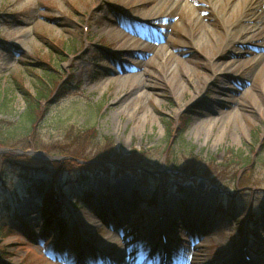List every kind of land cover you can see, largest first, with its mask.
Listing matches in <instances>:
<instances>
[{
	"label": "rangeland",
	"instance_id": "374dc122",
	"mask_svg": "<svg viewBox=\"0 0 264 264\" xmlns=\"http://www.w3.org/2000/svg\"><path fill=\"white\" fill-rule=\"evenodd\" d=\"M212 2L0 0L3 134L16 129L25 109L14 84L35 90L40 75L51 71L55 77L35 134L27 139L31 144L0 147V154L13 152L36 165L71 160L56 177L55 190L65 192V201L73 199L63 211L69 226L63 238L55 226L46 228L41 196L32 181L22 180L23 168L11 164V192L0 184V264H160L162 229L169 241L165 264H245L243 245L254 264H264V59L255 61L264 52V13L262 28L234 68L217 70L218 60L237 48L226 45L224 26L243 21L245 9L239 3L221 18L228 3ZM124 39L128 50L140 54H124ZM148 40L152 46L138 48ZM125 58L142 64L140 76L129 78L133 72L127 71L123 80L114 73ZM188 75L195 82L210 79L192 101ZM181 84L185 91L176 98ZM134 93L141 95L127 99ZM143 112L146 120L138 128ZM205 119L215 121L209 130L200 124ZM222 119L228 120L221 130ZM112 150L138 157L147 182H137L128 169L105 174L98 163L86 182H76L85 174L79 168L84 160ZM190 166L201 175L176 170ZM34 176L46 181L50 175ZM182 177L187 180L179 187ZM151 179L157 183L149 184ZM82 187L94 193L88 204L78 199ZM220 205L225 210L217 209Z\"/></svg>",
	"mask_w": 264,
	"mask_h": 264
},
{
	"label": "trees",
	"instance_id": "16d2710c",
	"mask_svg": "<svg viewBox=\"0 0 264 264\" xmlns=\"http://www.w3.org/2000/svg\"><path fill=\"white\" fill-rule=\"evenodd\" d=\"M49 68L53 70L52 67ZM47 72H49L47 73V77L40 75L39 82L35 90L26 87L21 81H17L14 84L15 87L22 94L23 100L25 102V109L22 112L21 117L17 122L16 129L7 130L5 131L6 134H3V132L0 130V147H4V146L12 147V146H16L17 144L20 146L24 145L25 147H27L29 144H31V141H28L27 139L28 138L30 139L31 136L35 134L37 123L43 114L42 100L43 99L46 100V98L50 93V90L52 89L50 88L51 86H49L50 81L53 83L55 80V77L52 74V72L51 71H47ZM53 91L54 90H52V92ZM0 97H1V93H0ZM4 99L5 97L0 98V100H4ZM187 120L188 119L183 121V129L188 124ZM1 121L2 119H0V125L2 124ZM35 141H33L32 144L33 143L38 144V141L37 140ZM35 147H38V145H35ZM3 154H0V184L3 186V188L8 187L7 183L10 178V173L12 172L11 164L20 165L21 168H23L21 169L23 171L22 173H25L21 177L22 180L32 181L30 186L35 188L40 194H42L41 212L44 218V225L47 227L55 226L56 228H58L60 232L66 230L67 221L63 216L65 205L62 203L61 199L59 198L55 190L54 182H55V178L59 174L64 173V171L69 168L70 164L72 163L71 160L68 159L45 160L41 164L36 165L33 162H28L23 160L21 161L17 158H14L13 152L10 153L11 156L8 155V152L5 151L3 152ZM95 163H98L99 166H105V164L110 165L111 167L116 168V172L130 169L136 175L140 183L147 182L148 180L147 177H144L145 172L141 169L142 167L139 166L140 162L138 160V157L133 158L131 155H123L120 152H116V150H112L111 152L108 153L106 152L103 154H98V155L96 154L95 159L93 160H89V159L84 160L83 163L79 165V168L83 171L85 170V172L88 173L90 170L97 168L98 164L94 166ZM90 165L91 166L93 165V167L90 168L89 167ZM192 167L193 166L188 167V171H183L181 169H176V170L180 171L181 173L184 172L183 174H185L186 176L188 175L194 176L196 174L200 176L201 173H196V170H194ZM200 169L201 168H198L197 170ZM38 172L48 173L50 176L45 181L41 178H37L36 176H34ZM86 178L87 175H83V178L79 180L78 183ZM180 179H186V178L182 177V178H178L177 180ZM148 183L156 184L157 181L151 179V181H148ZM8 189L9 187L7 188V190ZM8 192H11V189L8 190ZM135 194L138 195V193L136 192ZM81 196L84 198V200L89 201L90 198H92L93 194L91 190H84L81 193ZM70 200L72 201L73 199ZM219 209L221 211L225 210L222 209L221 207H219ZM28 226L29 229H32L30 224ZM1 230H2V221L0 218V234H1Z\"/></svg>",
	"mask_w": 264,
	"mask_h": 264
},
{
	"label": "bare ground",
	"instance_id": "6f19581e",
	"mask_svg": "<svg viewBox=\"0 0 264 264\" xmlns=\"http://www.w3.org/2000/svg\"><path fill=\"white\" fill-rule=\"evenodd\" d=\"M221 1H225L227 2V9L226 12L223 13V15L221 16V18H225V16L227 14H229L231 11H233V7H235L236 5H238L239 3L244 4V9H245V13H244V17H243V21L241 20L240 22L238 21V19L236 20V23L234 25L232 24H225L224 26V30L225 33L228 36L227 39V43L226 45H231L233 44V46L237 45V48L233 49V53L232 56L228 55V57L226 59L221 58L218 60V66H216L217 70H229L231 71L234 66L236 65V63H238L239 61V53H242V51H246L245 48L247 45L252 43V39L253 37L256 35V33L262 28V23H260L261 17L260 15L264 13V0H213L212 4H214L215 6H217ZM152 2H154V0H152ZM230 7V9H229ZM229 9V10H228ZM228 12V13H227ZM260 17V19H259ZM206 32L208 33H214V31H212L211 27H207L205 28ZM139 38H136V41H138ZM121 44L125 47V51L123 52L124 54H129V55H139L140 52L138 51H133V50H128V46H129V42L127 39H124L121 41ZM153 45V41L148 40V42L146 44H138V48L139 47H146L149 48L150 46ZM264 47V46H263ZM262 59H264V52L258 53L255 57V61L260 62ZM140 68V70L142 71V64L141 63H136L134 64L133 62L130 61L129 58H125V60L121 61V64L119 67H117V70L114 71V73L116 74H120L123 77V80L127 79V76H129L128 72H133L129 78H134L136 76H140L136 71ZM175 68L172 67V70L174 71ZM190 71H192V68L187 66L186 68H184V72L186 74H189ZM136 72V73H134ZM189 77V75H188ZM209 78L208 77H204L202 76L201 79L197 82H195V80H193L191 77H189V81L188 84H190L193 88V97L191 99L192 100H196L198 99V97L204 92V88L206 87V85L209 82ZM192 83V84H191ZM144 87L147 89V85L144 84ZM178 89H176L174 91V95L176 98H178L180 96V93H183L185 91V86L184 85H180L179 87H177ZM227 93L229 90H226ZM131 94V93H130ZM141 94L138 93H134L133 95H129L126 94V96H128L127 99H130L129 96L131 97H139ZM226 96V94H222L220 95L217 99L223 100L224 97ZM125 98V100H127ZM190 101V102H191ZM227 102H229L227 100ZM231 102V101H230ZM186 104V103H185ZM184 104V105H185ZM181 107H179L177 109L180 110ZM132 113L135 112V110L132 109L131 111ZM242 115V113L240 112V116ZM236 115H234L233 117H235ZM139 120V127L141 128L143 127L144 121L146 120V114L145 112L139 114L138 116ZM226 120L228 119H222V123L220 125L221 130L223 127V124L226 122ZM143 122V124H142ZM215 123V121H207L206 119L203 120L200 124L203 125L204 128H206L207 130H209V128H211L213 126V124ZM201 125V126H202ZM243 131H247V125L245 124V122H242L241 125ZM206 137L209 136V132L207 131V133L205 134Z\"/></svg>",
	"mask_w": 264,
	"mask_h": 264
}]
</instances>
